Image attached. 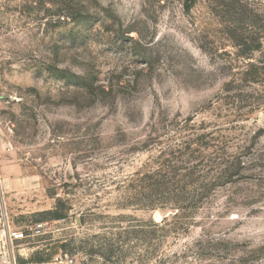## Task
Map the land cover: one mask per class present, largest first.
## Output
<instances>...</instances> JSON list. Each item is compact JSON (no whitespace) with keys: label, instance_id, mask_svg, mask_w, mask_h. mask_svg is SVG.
I'll list each match as a JSON object with an SVG mask.
<instances>
[{"label":"rangeland","instance_id":"obj_1","mask_svg":"<svg viewBox=\"0 0 264 264\" xmlns=\"http://www.w3.org/2000/svg\"><path fill=\"white\" fill-rule=\"evenodd\" d=\"M1 206L19 264H264V0H0Z\"/></svg>","mask_w":264,"mask_h":264},{"label":"built area","instance_id":"obj_2","mask_svg":"<svg viewBox=\"0 0 264 264\" xmlns=\"http://www.w3.org/2000/svg\"><path fill=\"white\" fill-rule=\"evenodd\" d=\"M57 221L60 220H45L31 224L29 234L32 236H43L47 233L60 231L57 226ZM15 238L10 226L8 213L4 208H0V264H19L17 251L15 248ZM37 264H77L74 256H55L52 260L37 263Z\"/></svg>","mask_w":264,"mask_h":264},{"label":"trees","instance_id":"obj_3","mask_svg":"<svg viewBox=\"0 0 264 264\" xmlns=\"http://www.w3.org/2000/svg\"><path fill=\"white\" fill-rule=\"evenodd\" d=\"M48 214H52V216L56 219H59V218H61V217H63L62 216V214H59V213H57V212H51V211H49V212H47ZM64 247V246H63ZM43 261H45V260H43Z\"/></svg>","mask_w":264,"mask_h":264},{"label":"crops","instance_id":"obj_4","mask_svg":"<svg viewBox=\"0 0 264 264\" xmlns=\"http://www.w3.org/2000/svg\"><path fill=\"white\" fill-rule=\"evenodd\" d=\"M58 256V255H57Z\"/></svg>","mask_w":264,"mask_h":264}]
</instances>
